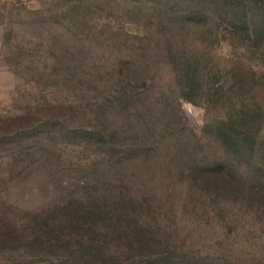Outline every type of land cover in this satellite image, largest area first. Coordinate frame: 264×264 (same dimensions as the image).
<instances>
[{
	"label": "rangeland",
	"instance_id": "obj_1",
	"mask_svg": "<svg viewBox=\"0 0 264 264\" xmlns=\"http://www.w3.org/2000/svg\"><path fill=\"white\" fill-rule=\"evenodd\" d=\"M262 193L264 0H0V215L129 201L157 248L264 264Z\"/></svg>",
	"mask_w": 264,
	"mask_h": 264
},
{
	"label": "trees",
	"instance_id": "obj_2",
	"mask_svg": "<svg viewBox=\"0 0 264 264\" xmlns=\"http://www.w3.org/2000/svg\"><path fill=\"white\" fill-rule=\"evenodd\" d=\"M248 24L244 21L237 26L235 22L234 29L249 35ZM196 70L197 66L193 69V63H189L181 73L184 97L189 100ZM201 171H196L194 178L204 188L220 190L222 187H232L230 178L222 174L220 167ZM254 193L256 191L248 192L251 200L257 196ZM260 199L264 205V193ZM120 207L122 211L114 215L104 203L62 204L46 214L28 212V220L24 222L16 220L20 214L11 208L12 215H0V259L8 261V264H16L14 261L24 259L27 254L34 256L41 253L57 257L58 262L51 260L49 264H65L68 261L115 264L122 256L118 249L123 247L125 251L128 250L127 253L135 251L132 256L136 262L132 264H200L198 256L188 255L184 251L177 254L180 249L175 247L157 248L158 245L161 247V240L152 226L132 216L134 209L129 201L120 202Z\"/></svg>",
	"mask_w": 264,
	"mask_h": 264
}]
</instances>
